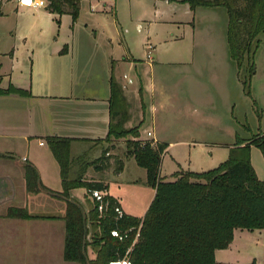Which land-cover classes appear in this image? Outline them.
Returning a JSON list of instances; mask_svg holds the SVG:
<instances>
[{"label": "rangeland", "instance_id": "obj_1", "mask_svg": "<svg viewBox=\"0 0 264 264\" xmlns=\"http://www.w3.org/2000/svg\"><path fill=\"white\" fill-rule=\"evenodd\" d=\"M78 1L77 19L57 16L47 40L62 47L69 45L71 67L90 90L103 85L109 89L112 74L120 78L125 95V85L132 92L140 86L141 78L147 90L145 121L141 123L143 106L126 99L130 121L125 129L140 127L139 140L151 143L156 142L148 132H157L167 147L160 165V177L165 181L172 182L178 172L204 173L220 167L239 142L264 141V34L256 55V74L244 87L228 53L226 9L192 11L179 0ZM10 5L3 11L8 14L7 21L15 24L17 16ZM42 24L35 26L31 16L21 19V29L35 26L37 36L29 35L30 42L45 41L39 35ZM210 52L216 53L212 60ZM24 64L30 68L29 61ZM108 134L109 113L94 139L105 141ZM108 150L109 158L105 157ZM45 153L50 155L37 143L32 146L31 158ZM126 153L127 139H121L94 148L82 144L71 152L70 159L76 171L84 163L100 159L106 167L100 171L89 167L87 180L104 183L105 194L116 198L129 215L142 218L156 191L148 184L147 171ZM250 162L257 178L264 181V152L256 145L250 146ZM51 164L55 172L49 169V180L58 184V165L52 160ZM56 188L53 190L61 191L60 184ZM78 194L85 202L86 190L80 189ZM51 210L44 204L40 212ZM215 260L221 264H264V230H237L231 246L216 251Z\"/></svg>", "mask_w": 264, "mask_h": 264}, {"label": "trees", "instance_id": "obj_2", "mask_svg": "<svg viewBox=\"0 0 264 264\" xmlns=\"http://www.w3.org/2000/svg\"><path fill=\"white\" fill-rule=\"evenodd\" d=\"M47 9L58 15H79L78 0H48ZM192 11L198 8H224L228 14L227 42L244 87L256 74V55L264 34V0H181ZM110 124L106 142L127 139V155L147 171L148 184L155 197L144 217L123 213L120 203L105 194L102 182L85 178L84 167L72 176L71 141L50 138L48 146L61 168L63 191L67 203L64 259L78 264H221L215 253L228 249L237 230H264V181L259 180L250 162V146L264 152V141L239 142L230 149V158L220 167L204 172H178L172 182L160 177L164 144L139 140L140 127L127 130V101L121 85L111 79ZM132 137V139H128ZM105 157H110L109 150ZM95 170L106 165L100 159L92 163ZM28 191L43 190L33 166L26 167ZM86 190L85 202L73 196ZM93 192L104 195L103 210L93 199ZM116 209L122 211L119 215ZM28 218L26 211H15ZM118 232L113 237L112 232ZM89 249L96 255L90 260ZM251 264H258L256 261Z\"/></svg>", "mask_w": 264, "mask_h": 264}, {"label": "crops", "instance_id": "obj_3", "mask_svg": "<svg viewBox=\"0 0 264 264\" xmlns=\"http://www.w3.org/2000/svg\"><path fill=\"white\" fill-rule=\"evenodd\" d=\"M47 3L48 6V0ZM7 4H11L10 11L17 16L15 24L7 21L8 14L3 11ZM26 16L35 18V26L43 23L39 35L45 41L28 40L29 35L36 32L35 26L29 30L21 29V19ZM57 16L72 17L70 14L51 13L47 7L30 9L18 6L17 0H0V264H78L64 259L67 203L59 196L63 191L61 168L48 146V140H70L71 152L82 144L94 148L106 142L94 138L108 113L110 124L109 101L114 76L111 74L109 89L103 85L90 90L87 83L79 80L69 62V45L62 47V44L47 40ZM228 53L230 56L229 47ZM215 55L208 53L211 60ZM26 60L30 68L24 64ZM115 79L120 84V78ZM125 88L127 101L143 106V123L147 90L141 78L140 86L134 91L129 92L126 85ZM152 137V140L163 144L157 132H153ZM37 143L39 148L46 147L50 155L45 153L42 157L34 155L31 158L32 146ZM51 160L58 165L61 191L53 190L58 189V184L49 180V169L55 172ZM87 165L93 168L91 163H84L77 171L72 168L74 176ZM28 166L37 170L47 191H28ZM78 192L80 190H75L72 194L80 200ZM83 199L80 201L84 203ZM44 204L50 206L52 212H40ZM120 206L123 213L129 215L121 203ZM18 210L26 211L29 217L18 216L15 212ZM88 253L90 260L96 259L91 249Z\"/></svg>", "mask_w": 264, "mask_h": 264}, {"label": "built area", "instance_id": "obj_4", "mask_svg": "<svg viewBox=\"0 0 264 264\" xmlns=\"http://www.w3.org/2000/svg\"><path fill=\"white\" fill-rule=\"evenodd\" d=\"M17 4H18V6L24 7V8L42 9V8L47 7L48 3H47V0H17ZM148 58L150 60H152L151 55H149ZM148 137H152V133L151 132L148 133ZM24 161H26V159H24ZM104 195L105 194L100 193V192H93V194H92L93 199H95L97 202L100 203V207H99L100 211L103 210ZM116 211H117V213L119 215L123 214L120 209H116ZM112 236L113 237H118L119 234H118V232L114 231V232H112ZM111 264H132V263L130 261H128V260H125V261H122V262H113Z\"/></svg>", "mask_w": 264, "mask_h": 264}]
</instances>
